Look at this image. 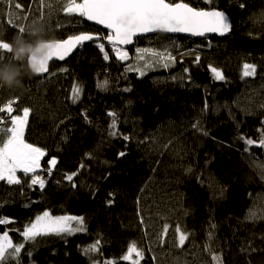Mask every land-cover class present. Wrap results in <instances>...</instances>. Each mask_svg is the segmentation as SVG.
I'll return each instance as SVG.
<instances>
[{
	"label": "trees",
	"instance_id": "obj_1",
	"mask_svg": "<svg viewBox=\"0 0 264 264\" xmlns=\"http://www.w3.org/2000/svg\"><path fill=\"white\" fill-rule=\"evenodd\" d=\"M182 2L227 13L230 36L141 38V51L172 58L146 75L101 41L53 63L45 75L25 77L22 88L0 87V107L16 101L14 115L31 110L25 141L45 152L37 175L45 181L42 189L23 175L19 184L0 180V219L12 221L0 224V234L24 243L20 264H130L122 257L132 243L143 252L142 259L133 256L138 264H216L206 247L210 229L211 253L223 264H264V219H246L250 210L264 214V174L257 167L264 149L240 139L258 141L264 129V0ZM52 3L61 6L57 0H44L43 8L40 0H0V41L34 39V22L55 41L98 32L79 15L71 23ZM0 56V65L13 62L12 53L0 50ZM244 64L256 66L254 77L242 75ZM213 68L225 78L216 79ZM77 85L82 91L73 102ZM210 176L226 192L219 205ZM45 211L82 217L85 230L25 242L24 229ZM177 227L188 237L183 247ZM97 241L99 251L85 254Z\"/></svg>",
	"mask_w": 264,
	"mask_h": 264
},
{
	"label": "snow or ice",
	"instance_id": "obj_2",
	"mask_svg": "<svg viewBox=\"0 0 264 264\" xmlns=\"http://www.w3.org/2000/svg\"><path fill=\"white\" fill-rule=\"evenodd\" d=\"M11 0H9V3ZM207 3H212V0H206ZM41 8L45 6L44 0H40ZM17 9H21V5L17 3L15 5ZM51 7V5H48ZM241 7H244L242 4ZM30 11V9H29ZM63 11L66 14H78L80 17L86 18L88 21H94L98 25H103L105 29L110 30L105 38L112 49L116 52L117 57L120 60L128 58L126 51L121 49L120 45H128L133 42V38L142 33L149 32H165V33H191L194 36H204L206 33H216L220 36H225L232 31V23L229 21L228 15L218 9L213 10H201L191 7L189 4L182 2L170 3L168 0H67ZM9 24L13 21L9 20ZM19 34L25 32L24 27H19ZM98 36L92 34H79L69 37L63 41H54L49 45L50 51L48 53L46 61L40 62L38 67V73L49 72V61L56 58L59 61H63L77 45H82L85 41H98ZM102 53H104V59L107 60L108 54L104 50V44L98 43L97 45ZM0 50H4L7 53H12L10 43L0 41ZM153 55H159L153 53ZM0 59H3L0 56ZM165 59H172L166 57ZM167 66V65H165ZM66 72V68L60 69ZM215 74V78L223 80L225 77L223 73L215 68L212 69ZM52 73L51 75H54ZM143 75V73H141ZM244 77H254L256 75V66L252 64L243 65ZM106 84V82H105ZM81 88L77 85L74 86L72 91V100L76 102L81 93ZM14 101L8 102L6 105L0 107V113H6L9 116L10 127L0 128V180H6L8 184H19L21 181L17 177V172L21 171L25 175L32 172L35 173L39 168V161L45 152L29 144L24 139V131L28 124V118L30 115V109L24 108L22 115H11L14 111ZM113 115L114 114H110ZM3 117H0V124H3ZM113 129L116 127L115 118L112 123ZM197 127V125H193ZM261 135L259 140H253L251 138L240 137L245 145L251 147L255 145L257 148L264 149V129H261ZM115 135V132L110 133ZM207 135V133H204ZM125 139H128L125 137ZM249 147L245 148L247 152ZM120 156H124L125 153H119ZM51 165L56 164V160L53 158L50 161ZM264 174V163L257 165ZM69 181L72 180V176H68ZM32 184H39L41 189L44 187L45 181L39 177L34 176L31 180ZM249 220L264 219V214L257 215L255 211L250 210L249 215L246 217ZM75 221L78 227L73 228L71 222ZM12 221L7 219H0V224L11 223ZM143 223V221H141ZM84 220L82 217L74 216H57L53 217L47 211L42 215L37 216L35 221L28 225L22 235L24 241H32L35 243L36 238L46 235H61V234H74L76 231L85 230ZM168 225H164L161 239L167 235ZM179 233L178 246L183 247L187 240V235L180 231L177 227L175 229ZM211 239V234H210ZM99 241L90 245L85 249V254L99 251ZM209 248L211 259L216 264H223L222 257L211 253ZM24 248V243L13 244L11 238L7 233L0 234V264H20L19 254ZM31 255V253H26ZM142 259L143 252L138 249L135 243L129 246L128 252L122 257V259L130 261V264H138V259H133V256ZM94 264H100L99 261H94ZM104 264H115L113 261H106Z\"/></svg>",
	"mask_w": 264,
	"mask_h": 264
},
{
	"label": "clouds",
	"instance_id": "obj_3",
	"mask_svg": "<svg viewBox=\"0 0 264 264\" xmlns=\"http://www.w3.org/2000/svg\"><path fill=\"white\" fill-rule=\"evenodd\" d=\"M98 33L104 35H101L104 38L103 41H106L105 37L110 34L100 30H98ZM2 35L3 33H0V36ZM29 35L34 39L25 38L23 35H17L14 37L13 43L10 44L12 48L13 62L0 65V87H6L9 89L22 88L24 86L23 82L25 77L31 78L39 74L37 69L40 66V62L46 61L50 51L49 45L55 40L45 39V29L43 25L36 22H34L33 26L29 29ZM136 47L137 42L134 48ZM133 49L127 51H132ZM114 53L116 54L115 51ZM31 177L33 176H30L29 178L26 177L30 180V184H32Z\"/></svg>",
	"mask_w": 264,
	"mask_h": 264
},
{
	"label": "rangeland",
	"instance_id": "obj_4",
	"mask_svg": "<svg viewBox=\"0 0 264 264\" xmlns=\"http://www.w3.org/2000/svg\"><path fill=\"white\" fill-rule=\"evenodd\" d=\"M66 2H67V0H57V4H61L60 7H59V5H56L54 3H52V4L56 5V8L58 9V11L64 12L63 11V7L65 6ZM77 2L79 3V2H82V1H77ZM49 5H51V2H49ZM69 15H70V17L68 19H70L71 23H73L75 21H79V19L76 17V15H78V14L73 13V14H69ZM14 17H16V14L12 13L11 16H10V19L13 21ZM96 34L103 35V34L98 33V32ZM123 50L127 52L128 58L125 59V60H122V61L123 62H127L130 59V61H132L134 63L133 69L135 71L139 72L140 74L143 73V75H146L150 71L165 68L164 63L160 59L154 57L152 52L141 51V49H139L137 47L134 48L131 52H129V51L125 50V49H123ZM158 56L161 59H165V57H162L160 55H158ZM165 64L167 65L166 67H168L170 65V61H166ZM15 105H18L16 101L13 103L14 111H13V113L11 115H14V113H15ZM0 117H3V115H1ZM29 118H30V115H29ZM29 118H28V122H29ZM3 121L4 122H3V124H2V126L0 128H6V127H10L11 126L10 123H9V116L8 117H3ZM43 158H44V156H42L40 158V161H39V165L40 166H39V168L36 169L35 173L30 172V173L27 174L28 176H26L25 174H23L21 172L22 175L24 177H28L29 178L30 176H34L35 174H37V172H39V169L41 167V162H42ZM54 166H52V167H54ZM19 172L20 171L17 172V177L19 179H21V177H20L21 174H19ZM208 188H209V191H210V194H211V197H212L214 205H219L223 201V199L225 198L226 192L224 191V189L222 188V186L220 185V183L218 182V180L216 179L215 176H210L209 177V179H208ZM71 225H72L73 228H75L76 222L72 221ZM210 234H211V237H212L213 230H211V229L209 230L208 236H207V246H210V249H211L212 243H211V239H210Z\"/></svg>",
	"mask_w": 264,
	"mask_h": 264
},
{
	"label": "water",
	"instance_id": "obj_5",
	"mask_svg": "<svg viewBox=\"0 0 264 264\" xmlns=\"http://www.w3.org/2000/svg\"><path fill=\"white\" fill-rule=\"evenodd\" d=\"M84 19H85L86 22L92 24L97 30L110 33V30L109 29H105L103 25H98L94 21H88L86 18H84ZM229 21L231 22L230 17H229ZM230 33H228L225 36H220V35H218L216 33H206L204 36H194L191 33L149 32V33L139 34V35H137V36H135L133 38V42L131 44H128V45H120L119 47H121L122 49H125V50H131V49H133L136 46L137 40H139L141 38H146V37H151V36H157V35L168 36V37H182V38H186V39H190V40L202 41V40H206V39H209V38L224 39L226 37H229L230 36ZM86 34H88V33H86ZM92 35L93 36H98L99 37V40L98 41H85V42H83L82 45H77L73 49V51L63 61H59L56 58H53V60L49 61V70H50V67H51V65L53 63H64V62L70 60L81 48H84V47H86L89 44L101 42V41L104 40L103 36H101V35H97V34H92ZM105 42H106V44H109L107 40ZM45 74H47V73H40L38 75L39 76H42V75H45Z\"/></svg>",
	"mask_w": 264,
	"mask_h": 264
},
{
	"label": "bare ground",
	"instance_id": "obj_6",
	"mask_svg": "<svg viewBox=\"0 0 264 264\" xmlns=\"http://www.w3.org/2000/svg\"><path fill=\"white\" fill-rule=\"evenodd\" d=\"M154 57H156V58H158V59H160L163 63H164V65H166L165 63H166V61H170V59H161V58H159V56L158 55H153ZM166 67V66H165ZM163 69V68H162ZM159 70H161V69H157V70H153V71H150V72H152V73H150V72H148V73H150V74H154V73H158V72H156V71H159ZM139 73V72H138ZM147 73V74H148ZM30 114H31V112H30Z\"/></svg>",
	"mask_w": 264,
	"mask_h": 264
},
{
	"label": "crops",
	"instance_id": "obj_7",
	"mask_svg": "<svg viewBox=\"0 0 264 264\" xmlns=\"http://www.w3.org/2000/svg\"><path fill=\"white\" fill-rule=\"evenodd\" d=\"M28 125V124H27ZM26 128H27V126H26ZM26 128H25V131H24V139H25V133H26ZM42 171V168L40 167V169H39V172H41ZM39 172H37V173H39ZM23 173V172H22ZM22 173H21V171L19 172V174H21L22 175ZM24 174V173H23ZM26 176H28V175H26Z\"/></svg>",
	"mask_w": 264,
	"mask_h": 264
},
{
	"label": "built area",
	"instance_id": "obj_8",
	"mask_svg": "<svg viewBox=\"0 0 264 264\" xmlns=\"http://www.w3.org/2000/svg\"><path fill=\"white\" fill-rule=\"evenodd\" d=\"M33 177H34V176H33ZM33 177H31V179H32Z\"/></svg>",
	"mask_w": 264,
	"mask_h": 264
}]
</instances>
